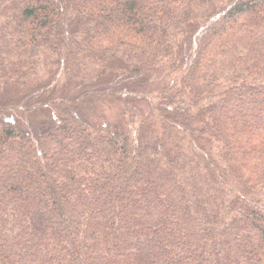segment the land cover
I'll return each mask as SVG.
<instances>
[{"label": "trees", "instance_id": "trees-1", "mask_svg": "<svg viewBox=\"0 0 264 264\" xmlns=\"http://www.w3.org/2000/svg\"><path fill=\"white\" fill-rule=\"evenodd\" d=\"M0 264H264V0H0Z\"/></svg>", "mask_w": 264, "mask_h": 264}, {"label": "rangeland", "instance_id": "rangeland-1", "mask_svg": "<svg viewBox=\"0 0 264 264\" xmlns=\"http://www.w3.org/2000/svg\"><path fill=\"white\" fill-rule=\"evenodd\" d=\"M102 109V115L105 117V120L111 121L116 113V109L113 106L109 105H103Z\"/></svg>", "mask_w": 264, "mask_h": 264}]
</instances>
